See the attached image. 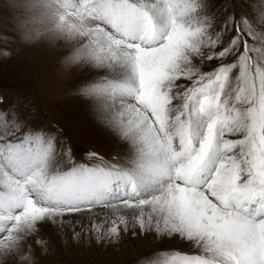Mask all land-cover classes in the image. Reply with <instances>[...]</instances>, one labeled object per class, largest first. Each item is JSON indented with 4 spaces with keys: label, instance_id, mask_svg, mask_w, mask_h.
<instances>
[{
    "label": "snow or ice",
    "instance_id": "1",
    "mask_svg": "<svg viewBox=\"0 0 264 264\" xmlns=\"http://www.w3.org/2000/svg\"><path fill=\"white\" fill-rule=\"evenodd\" d=\"M244 2L47 0L90 55L98 75L80 92L122 154L77 162L55 134L5 119L0 264L27 259L40 224L62 232L84 213L97 243L131 225L190 244L141 264H264V0Z\"/></svg>",
    "mask_w": 264,
    "mask_h": 264
},
{
    "label": "rangeland",
    "instance_id": "2",
    "mask_svg": "<svg viewBox=\"0 0 264 264\" xmlns=\"http://www.w3.org/2000/svg\"><path fill=\"white\" fill-rule=\"evenodd\" d=\"M233 3L237 13L246 10L240 0H222V7L231 12ZM213 5L216 7L215 0ZM70 50L71 45L64 42L55 45L45 41L24 43L8 0L0 2V133L5 131V119L18 122L21 132L29 126L51 132L71 148L77 162L87 163L86 154L93 151L69 133H63L62 128L70 127V123L65 122L61 111L56 109L59 101L69 102L71 97L82 95L81 85L77 84L73 75L79 73L83 66L66 69L61 64V58ZM204 70H208L207 66ZM84 110L80 107L77 112L83 114ZM7 131H13L11 123ZM106 158L114 161L112 156ZM65 219L72 223L66 224L64 231L69 232L68 226L75 227L76 232L84 227L83 233L74 237L72 227L69 236L56 239L53 230L58 228L49 222L42 223L38 231L27 239L31 246L26 252L28 258L18 264H141L145 254L160 248L161 241L158 242L154 234H141L138 228L133 229L131 225L127 232L121 228L119 238L105 237L99 248H95L88 213ZM178 244L186 246L183 241Z\"/></svg>",
    "mask_w": 264,
    "mask_h": 264
},
{
    "label": "bare ground",
    "instance_id": "3",
    "mask_svg": "<svg viewBox=\"0 0 264 264\" xmlns=\"http://www.w3.org/2000/svg\"><path fill=\"white\" fill-rule=\"evenodd\" d=\"M240 1L243 2L244 7L247 9V4L244 2V0H240ZM215 2H216V7H222V0H215ZM97 75L98 74L96 73V71L87 64L82 67L79 73L73 75V79H75L77 84L82 85L86 80H93L97 78ZM82 97L84 96L79 95L77 98L71 97L72 100L69 102L67 101L58 102L59 105L58 107L56 106V109L58 111L59 110L61 111L60 113L62 115V119L68 124L70 123V127L62 128L63 133L64 134L69 133L71 136L82 142L86 147L91 149L93 152L99 153L101 156L104 157L105 160H107L106 158L107 156H112L113 158H116L118 154H122V148L112 139H110L109 136L106 134V132L102 128H100L96 124V122L92 119L91 113L87 107V103H88L87 99H83ZM80 107L85 108L84 110L85 112L83 114H78L77 112V109ZM72 227L73 226H68L69 232L64 231V228L62 232L59 231V229H54L53 232L56 235V239L62 236H69ZM91 235L93 238L94 247L99 248L101 242L97 243L96 236L93 234V232H91ZM157 241L159 242V239H157ZM175 241L176 242L174 243H167L165 241L164 243L161 242L158 245L160 248H157L155 250L162 248H170V249H178L183 252L190 251V244L188 242H186V246H180L178 244V242L180 241L178 240ZM20 262L21 260H17L15 264H18Z\"/></svg>",
    "mask_w": 264,
    "mask_h": 264
},
{
    "label": "clouds",
    "instance_id": "4",
    "mask_svg": "<svg viewBox=\"0 0 264 264\" xmlns=\"http://www.w3.org/2000/svg\"><path fill=\"white\" fill-rule=\"evenodd\" d=\"M8 2L13 11L18 33L24 43L45 41L55 45L57 42H64L71 45V50L61 58L62 66L71 69L89 63L90 55L87 50L81 49L79 39L60 31L49 19L47 0H8Z\"/></svg>",
    "mask_w": 264,
    "mask_h": 264
}]
</instances>
